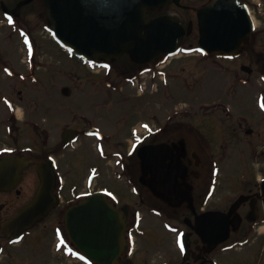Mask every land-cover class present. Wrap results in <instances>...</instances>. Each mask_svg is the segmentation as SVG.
I'll return each mask as SVG.
<instances>
[{
    "label": "flooded vegetation",
    "instance_id": "af4514ba",
    "mask_svg": "<svg viewBox=\"0 0 264 264\" xmlns=\"http://www.w3.org/2000/svg\"><path fill=\"white\" fill-rule=\"evenodd\" d=\"M36 1L45 6V0H0V24L20 22L22 7ZM123 1L86 0V6H123ZM130 1L128 6H156L146 9L148 21L162 16L178 21L183 26L179 54L189 56L195 53L191 48L199 39L197 13L216 0ZM236 1L239 5L234 6L251 7V0ZM15 6L21 8L15 12ZM262 30L256 29L229 52L196 53L216 61L226 73L250 70L252 74L259 68L253 66V60L262 64L258 73H263ZM103 59L100 63L108 71L119 69L118 60H130L133 67L121 69L120 75L143 67L140 70H156L157 76L156 68L168 62L161 52L145 63L136 62L127 52L118 59ZM255 105V110L252 105L236 106L233 102L205 105L196 124L173 121L176 117L170 116L155 126L148 121L147 129L140 136L139 132L133 134L127 148L123 140L113 142L116 133L103 134L87 116L73 113L70 123L60 130V143L48 153L39 151L43 146L0 148V264H95L81 255L66 231V209L83 201L85 195L81 191L65 197L61 194L64 182L58 160L70 150L88 149L84 140L93 137L104 142L107 150L109 144L116 143L117 148L110 153L120 160L128 190H105L126 222L124 247L115 264H264V231L260 230L264 227V94ZM215 111L221 114L214 115ZM15 119L8 127L11 137ZM30 123L34 128L39 126L38 122ZM65 128L75 135L69 143L62 139ZM244 146L248 153H244ZM105 148L101 147V152ZM257 156L260 165L256 169L253 159ZM235 158L242 167L230 169ZM224 169L236 172L224 179ZM47 172L52 176L51 188L49 197L42 199ZM75 188L73 185L72 190ZM38 202L45 208L32 216L29 208Z\"/></svg>",
    "mask_w": 264,
    "mask_h": 264
},
{
    "label": "rangeland",
    "instance_id": "374dc122",
    "mask_svg": "<svg viewBox=\"0 0 264 264\" xmlns=\"http://www.w3.org/2000/svg\"><path fill=\"white\" fill-rule=\"evenodd\" d=\"M250 4L257 28L264 29V0H251ZM20 20L0 24V148L43 146L39 151L48 153L54 144L60 143V130L70 123L73 113L87 116L103 134L116 133L113 142L123 140L127 148L136 135L130 127H137L142 133V123L149 121L155 126L164 116L196 124L197 115L204 111L202 107L213 103L252 105L255 110V101L259 94H264V75L258 73L262 64L256 65L254 60L253 66L259 67L256 72L238 70L237 75L226 73L216 61L195 52L167 59L164 67L156 68L160 72L157 76L154 69L143 73V67L120 75L121 69L133 67L130 60H118V70H91L62 50L45 28L46 12L39 2L23 6ZM259 43L264 47L263 30ZM195 49L194 44L192 50ZM124 75L129 78H123ZM15 104L18 119L14 118L16 125L11 137L8 127L14 120ZM30 121L38 122V128L31 126ZM84 142L88 149L79 147L58 158L64 182L61 194L65 197L102 188L127 192L120 160L110 153L117 148L116 143L109 144L107 150L96 137ZM102 144L104 152L100 150ZM240 144L244 145L243 141ZM243 148L244 153L249 152ZM259 160V156L253 159L256 169ZM240 162L235 158L230 169L241 168ZM248 166L252 173V164ZM232 172L236 171L226 169L224 179L230 178ZM86 176L89 180L84 184Z\"/></svg>",
    "mask_w": 264,
    "mask_h": 264
},
{
    "label": "water",
    "instance_id": "95a60500",
    "mask_svg": "<svg viewBox=\"0 0 264 264\" xmlns=\"http://www.w3.org/2000/svg\"><path fill=\"white\" fill-rule=\"evenodd\" d=\"M130 2L124 0L123 6H86V0H45V8L55 39L82 58L98 59L106 54L117 58L129 52L137 61H148L162 51L174 54L183 27L166 16L147 21L146 9L156 6H128ZM234 3L216 0L214 5L199 10L200 49L207 53L227 51L248 36L253 24L244 6ZM143 30L145 37L141 36ZM140 55L144 57L137 58ZM43 178L42 199L49 197L51 173ZM44 208L38 202L28 212L33 216ZM65 226L70 240L84 255L97 264H114L123 247L124 221L104 194L96 192L69 207Z\"/></svg>",
    "mask_w": 264,
    "mask_h": 264
},
{
    "label": "bare ground",
    "instance_id": "6f19581e",
    "mask_svg": "<svg viewBox=\"0 0 264 264\" xmlns=\"http://www.w3.org/2000/svg\"><path fill=\"white\" fill-rule=\"evenodd\" d=\"M264 228V227H263Z\"/></svg>",
    "mask_w": 264,
    "mask_h": 264
},
{
    "label": "snow or ice",
    "instance_id": "6c2138e0",
    "mask_svg": "<svg viewBox=\"0 0 264 264\" xmlns=\"http://www.w3.org/2000/svg\"><path fill=\"white\" fill-rule=\"evenodd\" d=\"M11 22V21H10Z\"/></svg>",
    "mask_w": 264,
    "mask_h": 264
}]
</instances>
